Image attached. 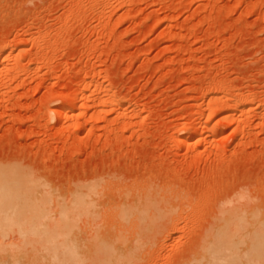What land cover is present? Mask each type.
Returning <instances> with one entry per match:
<instances>
[{"label": "rangeland", "instance_id": "374dc122", "mask_svg": "<svg viewBox=\"0 0 264 264\" xmlns=\"http://www.w3.org/2000/svg\"><path fill=\"white\" fill-rule=\"evenodd\" d=\"M2 165L0 264H264V0H0Z\"/></svg>", "mask_w": 264, "mask_h": 264}, {"label": "bare ground", "instance_id": "6f19581e", "mask_svg": "<svg viewBox=\"0 0 264 264\" xmlns=\"http://www.w3.org/2000/svg\"><path fill=\"white\" fill-rule=\"evenodd\" d=\"M13 65H14V63H13ZM76 113L69 114V110L67 109V110L61 111L59 116H65V115L69 114L71 117L77 119V117H79L80 115H78V113L77 114ZM229 114L230 113H227V114L222 116L221 120L224 123H229L230 117H231ZM59 124H61V123H59ZM203 125H204V128L205 127L208 128L207 131L209 132V134L213 138H215L216 140L221 139L222 135L215 132L211 128V126L208 124V121L204 122ZM205 130H206V128H205ZM183 143H185V142H183ZM22 169L23 168L18 167L17 165H15V166H13V165H7V166L2 165V167L0 166V229H1L0 231H1V235L10 231L11 228L13 230V227H15V226H17V227L19 225H20V227L22 226L21 220H20V218H21L20 216L22 214L20 211L23 208L22 205L25 202L37 201V200L51 201V196H49V194H45V195L43 194V192H45L46 190L45 191L43 190V192H42V187L39 184L37 185L36 180L31 178L30 177L31 175L29 173H27L26 171H23ZM35 184L41 188V191L39 190L40 188L39 189H38V187L36 188ZM99 185H100L99 182L98 183H96V182L92 183L91 182V183H86L84 185L78 186L77 189L72 194L73 201H75L77 203L82 202V203H88V204L91 202H94L97 199V198H95L96 195L98 194L97 189H101L100 187L102 186V185H100V186ZM48 198H50V200ZM149 206H151V205H149ZM132 210H131V212H133V214H131V216L132 215L134 216L136 214L140 216V213L142 212V210L141 211L138 210V212H140V213H137V211H132ZM128 212H130V211H128ZM134 212L136 214H134ZM128 214H130V213H127V216H128ZM229 216H231V215H229ZM229 218L230 217H228V219ZM228 219H227V217H225V220H223L225 222L224 223L222 222L223 225L219 226V229L220 228H223V229L227 228V223L229 222ZM20 227H19V229H20ZM5 229H7L8 231L7 230L5 231ZM3 231H5V232H3ZM20 231H22V229H20ZM8 233H10V232H8ZM94 253H96L97 256H99V258L101 259V260H97L95 262V264H107L103 260L106 257H111L113 255V253L115 254L116 250L113 248V249L107 251L106 249L99 248ZM104 255H110V256H104ZM112 261H114L113 264L116 263V261L114 259H112Z\"/></svg>", "mask_w": 264, "mask_h": 264}, {"label": "clouds", "instance_id": "9594fccd", "mask_svg": "<svg viewBox=\"0 0 264 264\" xmlns=\"http://www.w3.org/2000/svg\"><path fill=\"white\" fill-rule=\"evenodd\" d=\"M50 122L54 123L55 122V115L54 112L50 114Z\"/></svg>", "mask_w": 264, "mask_h": 264}]
</instances>
